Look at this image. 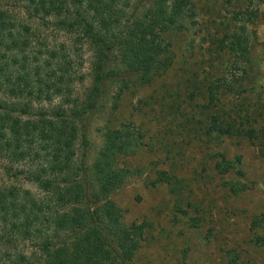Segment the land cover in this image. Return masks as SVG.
<instances>
[{
  "label": "trees",
  "instance_id": "1",
  "mask_svg": "<svg viewBox=\"0 0 264 264\" xmlns=\"http://www.w3.org/2000/svg\"><path fill=\"white\" fill-rule=\"evenodd\" d=\"M133 1L0 0V157L11 162L4 169L7 176H23L44 193L43 198L32 197L19 187L0 185V260L131 264L140 248L145 224L125 225L122 209L110 197L135 176L119 167L117 159L135 155L144 134L128 124L108 129L92 169L87 153L78 162L75 150L79 139L84 148L88 145L87 122L106 85L120 75H137L143 84L163 76L172 63V43L166 35L181 31L194 14L191 0H153L142 7ZM242 15L246 23L252 21L251 15ZM246 26L226 33L216 45L245 68V74L234 77L236 84L255 83L260 74L251 58ZM39 29L64 33L74 39L76 51L80 46L92 52V85L84 99L74 95L76 62L62 48L44 46L42 53ZM232 88L227 74L206 86L203 108L215 110L208 133L246 135L264 156V127L241 130L243 123L236 126L220 103L223 92ZM220 155L216 170L221 175L236 170L234 162ZM23 162L29 163L27 168L19 169ZM48 229L51 235L33 244L35 258L16 251L20 243ZM62 233L74 239L59 241Z\"/></svg>",
  "mask_w": 264,
  "mask_h": 264
},
{
  "label": "rangeland",
  "instance_id": "2",
  "mask_svg": "<svg viewBox=\"0 0 264 264\" xmlns=\"http://www.w3.org/2000/svg\"><path fill=\"white\" fill-rule=\"evenodd\" d=\"M151 1L134 0L133 4L142 7ZM191 1L194 14L186 19L185 28L166 35L172 43L167 72L150 84L131 74L110 81L87 122V147L81 139L76 142V160L86 152L92 169L108 129L128 124L144 134L135 155L117 159L119 167L135 176L110 197L122 209L125 225L145 224L131 264H264V156L246 135H210L215 110L203 108L208 83L227 74L233 88L221 96L223 109L236 126L243 123L241 130L249 125L264 127V0ZM244 13L251 15V22H245ZM245 25L251 58L260 74L255 83L236 84L234 77L245 74V68L216 45L226 33ZM39 32L41 52L44 46L68 50L76 62L74 95L84 99L92 85V52L80 46L76 51L74 39L64 33ZM42 57L37 54V59ZM220 154L234 162L243 176L236 170L221 175L216 170ZM9 164V159L0 157V185L44 197L42 189L23 176H7L4 169ZM27 164L21 163L19 169ZM44 235L50 236L51 230L20 243L16 251L35 258L33 244ZM72 237L62 233L59 241L70 242ZM0 264L10 261L4 257Z\"/></svg>",
  "mask_w": 264,
  "mask_h": 264
}]
</instances>
